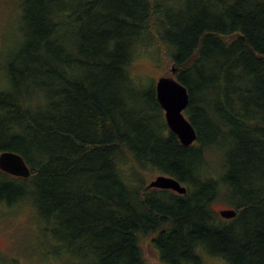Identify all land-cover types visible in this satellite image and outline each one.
Here are the masks:
<instances>
[{
  "label": "trees",
  "instance_id": "1",
  "mask_svg": "<svg viewBox=\"0 0 264 264\" xmlns=\"http://www.w3.org/2000/svg\"><path fill=\"white\" fill-rule=\"evenodd\" d=\"M19 6L0 153L20 155L29 176L0 171V212L29 205L86 264H149L144 240L160 264H264V0ZM149 47L188 91L190 147L167 129L154 86L143 92L131 76ZM145 170L186 193L137 184ZM215 202L235 217L220 218Z\"/></svg>",
  "mask_w": 264,
  "mask_h": 264
},
{
  "label": "rangeland",
  "instance_id": "2",
  "mask_svg": "<svg viewBox=\"0 0 264 264\" xmlns=\"http://www.w3.org/2000/svg\"><path fill=\"white\" fill-rule=\"evenodd\" d=\"M22 0H0V89L6 80L5 64L20 37L18 18ZM154 49L142 48L135 54V67L131 76L135 83L141 84L143 92L153 89L159 77L170 75V63L161 61L160 69L153 54ZM163 52V51H162ZM163 55V54H162ZM153 80V82H150ZM146 107V104H144ZM162 111V110H161ZM163 115V112H162ZM185 115V114H184ZM186 117V115H185ZM164 119V118H163ZM153 171H142L137 184H148L155 176ZM213 209L218 212L225 209L220 202H215ZM62 241L54 240L43 233L39 219L29 205L16 208H4L0 212V258L6 264H86L88 260L62 250ZM143 257L149 264H160L151 243H141ZM204 264H226L220 259L206 257Z\"/></svg>",
  "mask_w": 264,
  "mask_h": 264
},
{
  "label": "water",
  "instance_id": "3",
  "mask_svg": "<svg viewBox=\"0 0 264 264\" xmlns=\"http://www.w3.org/2000/svg\"><path fill=\"white\" fill-rule=\"evenodd\" d=\"M175 70L170 75L159 77L154 85L155 100L163 112L165 125L174 134L183 147H190L197 138L196 132L184 111L189 104L188 91L175 77ZM0 171L16 178H27L29 168L22 157L14 152L0 153ZM147 188L172 191L184 195L186 188L170 176L159 174L152 179ZM218 216L225 220L233 219L236 215L233 209H222Z\"/></svg>",
  "mask_w": 264,
  "mask_h": 264
}]
</instances>
